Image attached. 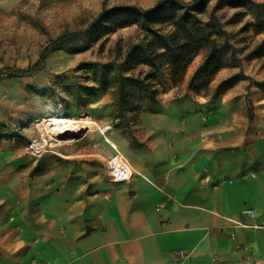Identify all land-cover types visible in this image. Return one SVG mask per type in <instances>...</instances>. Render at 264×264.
Instances as JSON below:
<instances>
[{
    "label": "rangeland",
    "instance_id": "374dc122",
    "mask_svg": "<svg viewBox=\"0 0 264 264\" xmlns=\"http://www.w3.org/2000/svg\"><path fill=\"white\" fill-rule=\"evenodd\" d=\"M160 1L0 2V123L9 129L0 136V264H18L17 258L24 252V218L35 210L32 195L43 189L41 182L47 166L53 169L57 162L72 161L73 154L79 152L100 153L98 148L106 139L118 152L115 160L108 158L114 159L116 153L103 157L109 175L113 179V167L118 176H127L113 166L116 162L131 164L113 138L126 139L138 147L146 143L137 136L154 127L158 136L167 129L201 132L228 98L226 93L231 87L219 88L225 79L242 73L253 82L264 83V13L257 17L243 6L225 5L217 13L239 60H232L230 52L225 56L222 40L214 36L216 56L208 60L214 46L205 47L184 72L174 71L162 59H158L160 69L139 61V57L134 59L132 48L147 38L136 24L121 26L120 21L110 20L92 27L104 11L125 6L150 8ZM214 4L216 0L210 2ZM202 17L206 19L208 15ZM163 27L165 32L174 30L169 21ZM63 34L67 39L57 43V49L48 53L40 69L29 76L13 75L35 63L42 51L52 47ZM81 47L85 48L76 50ZM88 63L111 66L106 74L109 87L101 88ZM117 73L146 80L155 99L129 82L124 101L120 102ZM232 109L228 107L230 112ZM53 117L94 122L66 138L40 129L43 121ZM80 158L84 159L77 163L90 161L88 155L81 154Z\"/></svg>",
    "mask_w": 264,
    "mask_h": 264
},
{
    "label": "crops",
    "instance_id": "0c3cea01",
    "mask_svg": "<svg viewBox=\"0 0 264 264\" xmlns=\"http://www.w3.org/2000/svg\"><path fill=\"white\" fill-rule=\"evenodd\" d=\"M226 94L201 132L113 138L127 176L109 175L106 139L47 166L18 264H264V89L243 79Z\"/></svg>",
    "mask_w": 264,
    "mask_h": 264
},
{
    "label": "trees",
    "instance_id": "16d2710c",
    "mask_svg": "<svg viewBox=\"0 0 264 264\" xmlns=\"http://www.w3.org/2000/svg\"><path fill=\"white\" fill-rule=\"evenodd\" d=\"M212 0H191L183 2L179 0H161L155 6L150 8H141L138 6H125L116 11H104L100 17L93 23L92 27H97L110 20L120 21L121 26L131 24L138 25L141 30L145 31L147 38L140 44L135 45L131 51L134 52V59L147 63L154 68H161V61L165 60L174 71L184 72L192 58L202 52L205 47L213 45V50L208 54V60H212L218 53L216 46V36L221 39L222 53L226 56L230 52V58L239 60L236 50L230 42L229 33L221 22L218 11L225 5L232 7H246L260 17L264 13V3H257L254 0H216V4L210 5ZM203 15H208V18H203ZM169 21V24L174 28L169 32L164 31L163 23ZM67 39V34H63L56 38L54 45L47 46L41 53L40 58L26 69H21L19 73H14V76H29L36 70L40 69L41 63L46 59L49 52L57 49V43ZM85 47L76 48L77 51L83 50ZM163 51V52H161ZM139 55V56H138ZM89 69L94 72L95 77L100 81L101 88L109 87L106 83V74L110 72L111 66L101 65L98 63L86 64ZM100 67V72L97 71ZM118 81L119 101L123 102L126 93V84L129 82L147 95L151 100L155 99L154 92L146 83V80L134 77L125 76L117 73L115 76ZM252 78L245 74H235L225 79L220 89H228L238 83L240 80ZM261 89L264 88V83L255 82ZM254 113L250 112V118L253 119ZM9 132L8 127L0 123V136ZM39 165L36 167V169Z\"/></svg>",
    "mask_w": 264,
    "mask_h": 264
},
{
    "label": "bare ground",
    "instance_id": "6f19581e",
    "mask_svg": "<svg viewBox=\"0 0 264 264\" xmlns=\"http://www.w3.org/2000/svg\"><path fill=\"white\" fill-rule=\"evenodd\" d=\"M93 122L94 121H91L90 119L73 120L65 117H53L43 121L39 127L45 134L52 133L54 135L67 138L69 135L81 132L83 128L88 125H92Z\"/></svg>",
    "mask_w": 264,
    "mask_h": 264
},
{
    "label": "built area",
    "instance_id": "2783aa9c",
    "mask_svg": "<svg viewBox=\"0 0 264 264\" xmlns=\"http://www.w3.org/2000/svg\"><path fill=\"white\" fill-rule=\"evenodd\" d=\"M165 207V203H161L159 206H158V210H161L162 208ZM248 213L252 216H254V211L253 210H248ZM245 225V224H243Z\"/></svg>",
    "mask_w": 264,
    "mask_h": 264
}]
</instances>
